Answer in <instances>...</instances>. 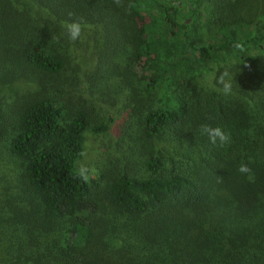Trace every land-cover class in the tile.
<instances>
[{"label":"trees","instance_id":"trees-1","mask_svg":"<svg viewBox=\"0 0 264 264\" xmlns=\"http://www.w3.org/2000/svg\"><path fill=\"white\" fill-rule=\"evenodd\" d=\"M67 69L128 92L144 147L96 179L78 162L110 125ZM0 264H264V0H0Z\"/></svg>","mask_w":264,"mask_h":264},{"label":"rangeland","instance_id":"rangeland-1","mask_svg":"<svg viewBox=\"0 0 264 264\" xmlns=\"http://www.w3.org/2000/svg\"><path fill=\"white\" fill-rule=\"evenodd\" d=\"M82 52L84 51H82L81 46L77 51L80 57L79 61ZM70 70L67 69L63 75L64 82H68L72 88L71 90L65 91L66 97H74L75 99L81 100L82 103L80 104L82 106L80 107L86 108L91 112L93 122H105L110 125V130L101 135L92 132L86 134L84 155L78 162V169L81 172L90 179H96L106 167L112 164L121 165L118 160H122L121 162H123L125 152L133 155L139 154L144 147L137 140L138 136L133 130H130V125L123 126L126 118L125 110L127 104L125 97L129 96L128 92L122 96V92L117 86H110L111 89L101 91L100 88L96 87L97 83L93 87L87 86L86 84H81L80 87L76 86V88L72 87L71 84L73 83ZM214 76V73H209L205 80L208 81L210 77L213 78ZM83 79L86 81V78ZM21 89L24 90L23 87ZM108 90L113 91L109 92ZM7 93L11 94L10 90ZM113 118L114 122H111ZM125 137L127 140H125Z\"/></svg>","mask_w":264,"mask_h":264},{"label":"clouds","instance_id":"clouds-1","mask_svg":"<svg viewBox=\"0 0 264 264\" xmlns=\"http://www.w3.org/2000/svg\"><path fill=\"white\" fill-rule=\"evenodd\" d=\"M119 4L120 0H115ZM68 16L71 17L72 13L69 12ZM62 27L65 29V33L68 39L72 42L78 41L81 38L82 32L87 25L82 20H67L62 21ZM227 73H221L217 79V83L221 85L220 88L214 90L221 92L224 95H230L232 93V83L230 79H226ZM200 133L206 136L209 142L213 145H219L221 147L226 146L231 142V134L226 132L220 126H212L211 124L202 123L199 127ZM240 173H250L251 169L244 163H241L237 169Z\"/></svg>","mask_w":264,"mask_h":264}]
</instances>
